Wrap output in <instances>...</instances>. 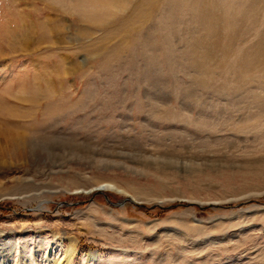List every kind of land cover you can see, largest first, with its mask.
Instances as JSON below:
<instances>
[{
	"label": "rangeland",
	"instance_id": "1",
	"mask_svg": "<svg viewBox=\"0 0 264 264\" xmlns=\"http://www.w3.org/2000/svg\"><path fill=\"white\" fill-rule=\"evenodd\" d=\"M0 108V264H264V0H0Z\"/></svg>",
	"mask_w": 264,
	"mask_h": 264
},
{
	"label": "bare ground",
	"instance_id": "2",
	"mask_svg": "<svg viewBox=\"0 0 264 264\" xmlns=\"http://www.w3.org/2000/svg\"><path fill=\"white\" fill-rule=\"evenodd\" d=\"M26 40V39H25ZM24 41V40H23ZM21 43V42H20ZM13 44V43H12ZM29 44V43H27ZM18 47V45H17ZM22 47V46H21ZM27 47V46H26ZM13 48V47H12ZM15 48V47H14ZM13 48V49H14ZM16 49V48H15ZM23 50L24 46L22 48H19V50ZM20 50V51H21ZM25 50V49H24ZM23 50V51H24ZM1 109V108H0ZM2 115V114H1ZM8 116V115H7ZM25 134L14 131L13 129L10 128H6L3 127L2 125H0V142L3 145H9V146H15V145H22L23 141H24V136ZM113 185H111L110 183L106 184V183H99L97 185L98 188H112ZM115 188V187H113ZM117 190L121 191V189L119 187H116ZM75 191H80V189H75Z\"/></svg>",
	"mask_w": 264,
	"mask_h": 264
}]
</instances>
